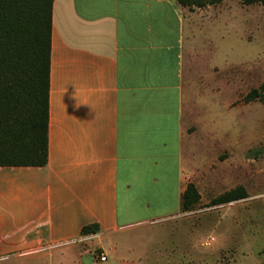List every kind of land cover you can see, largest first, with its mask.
I'll return each mask as SVG.
<instances>
[{
	"label": "crops",
	"instance_id": "crops-1",
	"mask_svg": "<svg viewBox=\"0 0 264 264\" xmlns=\"http://www.w3.org/2000/svg\"><path fill=\"white\" fill-rule=\"evenodd\" d=\"M194 8L204 7L53 0L48 161L0 166L2 259L97 264L102 249L115 263L124 244L105 237L180 212L192 182L181 159L187 66L203 50ZM91 224L97 232L80 233Z\"/></svg>",
	"mask_w": 264,
	"mask_h": 264
},
{
	"label": "rangeland",
	"instance_id": "rangeland-1",
	"mask_svg": "<svg viewBox=\"0 0 264 264\" xmlns=\"http://www.w3.org/2000/svg\"><path fill=\"white\" fill-rule=\"evenodd\" d=\"M203 7L194 8L203 19V50L199 65L187 66L181 147L200 200L189 211L105 237L106 248L124 244L122 256L110 254L119 261L109 264H264V107L244 100L264 78V6L221 0ZM237 185L247 197L209 204ZM21 259L33 257L0 264Z\"/></svg>",
	"mask_w": 264,
	"mask_h": 264
},
{
	"label": "trees",
	"instance_id": "trees-1",
	"mask_svg": "<svg viewBox=\"0 0 264 264\" xmlns=\"http://www.w3.org/2000/svg\"><path fill=\"white\" fill-rule=\"evenodd\" d=\"M182 6L203 7L221 0H176ZM260 4L264 0H240ZM53 0H0V166H44L48 161L49 70ZM264 107V78L244 96ZM237 185L212 198L220 205L247 197ZM200 200L194 183L181 195L180 211ZM96 224L81 228L95 233Z\"/></svg>",
	"mask_w": 264,
	"mask_h": 264
},
{
	"label": "built area",
	"instance_id": "built-area-1",
	"mask_svg": "<svg viewBox=\"0 0 264 264\" xmlns=\"http://www.w3.org/2000/svg\"><path fill=\"white\" fill-rule=\"evenodd\" d=\"M97 264H107V256L104 252H100L96 255Z\"/></svg>",
	"mask_w": 264,
	"mask_h": 264
}]
</instances>
